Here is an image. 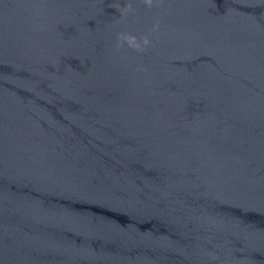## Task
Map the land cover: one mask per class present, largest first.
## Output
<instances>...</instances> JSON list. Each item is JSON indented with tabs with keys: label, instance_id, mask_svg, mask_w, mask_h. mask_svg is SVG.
Segmentation results:
<instances>
[{
	"label": "water",
	"instance_id": "95a60500",
	"mask_svg": "<svg viewBox=\"0 0 264 264\" xmlns=\"http://www.w3.org/2000/svg\"><path fill=\"white\" fill-rule=\"evenodd\" d=\"M0 264H264V0H0Z\"/></svg>",
	"mask_w": 264,
	"mask_h": 264
},
{
	"label": "clouds",
	"instance_id": "9594fccd",
	"mask_svg": "<svg viewBox=\"0 0 264 264\" xmlns=\"http://www.w3.org/2000/svg\"><path fill=\"white\" fill-rule=\"evenodd\" d=\"M144 2L149 7L152 5V0H144ZM127 7L129 10L131 9V5H128ZM142 40H143L144 45H147L149 43L148 38L146 36L143 37ZM120 41H126L129 44V46L134 47L138 50L141 48V44L137 41V38L135 35L128 34V33H120L118 34V44H117L118 47L120 45Z\"/></svg>",
	"mask_w": 264,
	"mask_h": 264
}]
</instances>
